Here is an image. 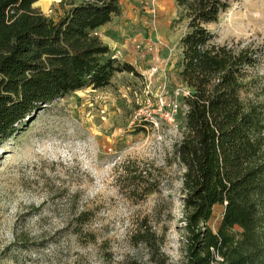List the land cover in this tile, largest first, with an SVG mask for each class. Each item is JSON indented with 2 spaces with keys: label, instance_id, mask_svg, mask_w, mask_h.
Segmentation results:
<instances>
[{
  "label": "rangeland",
  "instance_id": "374dc122",
  "mask_svg": "<svg viewBox=\"0 0 264 264\" xmlns=\"http://www.w3.org/2000/svg\"><path fill=\"white\" fill-rule=\"evenodd\" d=\"M61 2L35 7L57 18ZM120 4L97 34L138 74L116 73L105 88L68 94L0 143V264H186L183 170L173 150L185 130L189 88L178 73L189 20L176 0ZM206 27L219 44L262 49L264 75V0L231 2ZM124 165L148 170L157 190L129 185ZM82 211L87 221L76 233ZM223 213L224 205L214 207V232ZM144 218L163 238L162 257L129 239Z\"/></svg>",
  "mask_w": 264,
  "mask_h": 264
},
{
  "label": "trees",
  "instance_id": "16d2710c",
  "mask_svg": "<svg viewBox=\"0 0 264 264\" xmlns=\"http://www.w3.org/2000/svg\"><path fill=\"white\" fill-rule=\"evenodd\" d=\"M36 1L0 0V143L56 100L105 88L116 73L138 74L97 34L121 14V0H62L57 18L35 7ZM176 1L189 20L178 73L189 88L185 130L173 150L183 170L186 264H264L262 49L219 44L206 27L240 0ZM119 170L129 185L145 184V194L157 190L148 185V170ZM219 204L224 213L214 232L209 221ZM86 214L75 216L76 233ZM129 239L150 257L163 256V238L145 218Z\"/></svg>",
  "mask_w": 264,
  "mask_h": 264
},
{
  "label": "built area",
  "instance_id": "2783aa9c",
  "mask_svg": "<svg viewBox=\"0 0 264 264\" xmlns=\"http://www.w3.org/2000/svg\"><path fill=\"white\" fill-rule=\"evenodd\" d=\"M189 94V92H187V95ZM186 96V95H185ZM160 102H161V104L162 105H164L165 104V100H164V98H162V97H160ZM177 105H175V107H176ZM166 118L168 119V120H172L173 119V111L172 112H168L167 114H166Z\"/></svg>",
  "mask_w": 264,
  "mask_h": 264
},
{
  "label": "water",
  "instance_id": "95a60500",
  "mask_svg": "<svg viewBox=\"0 0 264 264\" xmlns=\"http://www.w3.org/2000/svg\"><path fill=\"white\" fill-rule=\"evenodd\" d=\"M34 6H36V3L34 4Z\"/></svg>",
  "mask_w": 264,
  "mask_h": 264
}]
</instances>
